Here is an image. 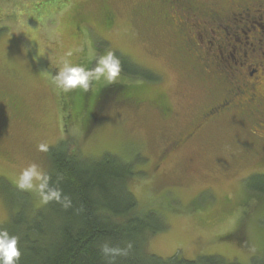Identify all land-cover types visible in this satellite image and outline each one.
<instances>
[{
  "label": "rangeland",
  "instance_id": "374dc122",
  "mask_svg": "<svg viewBox=\"0 0 264 264\" xmlns=\"http://www.w3.org/2000/svg\"><path fill=\"white\" fill-rule=\"evenodd\" d=\"M0 1V110L7 113L0 126V227L10 212L19 210L14 206L18 200L25 199L28 210L43 206L36 190L17 187L18 177L32 163L43 173L48 169L46 151H40L39 144L49 148L65 141L87 159L109 153L130 162L128 189L137 210L153 211L150 223L162 226L148 234L150 253L264 262V197L250 194L244 184L262 157L261 139L250 125L220 122L160 159L161 166L153 170L166 145L189 128L204 105L200 96L207 92L206 83L190 80L161 33L155 15L157 11L162 20L164 9L158 0ZM105 11L115 12L114 23V17L107 18L112 27L100 24ZM107 51L117 53L121 62L125 56L135 70L145 69L155 77L121 72L113 84L130 85L131 92L160 90L173 104L171 119L162 120L150 105L137 111L104 105L86 126L79 117L64 126L51 75L65 60L86 67L96 57L94 67ZM107 85L103 79L94 81L88 93ZM8 97L14 109L3 105ZM258 171H264V165Z\"/></svg>",
  "mask_w": 264,
  "mask_h": 264
},
{
  "label": "trees",
  "instance_id": "16d2710c",
  "mask_svg": "<svg viewBox=\"0 0 264 264\" xmlns=\"http://www.w3.org/2000/svg\"><path fill=\"white\" fill-rule=\"evenodd\" d=\"M122 59H125L121 62L122 72L143 73L144 78L155 79L145 69L135 70L125 56ZM129 87L125 86L124 90L129 91ZM79 93L80 89L58 92L65 127L80 117L85 99L91 96L86 92L80 106ZM8 98L3 105L14 109L15 102ZM5 120L7 113L0 110V126ZM47 149L49 167L45 178L51 187L62 191V203L52 200L38 209L30 206L29 210L25 199L14 204L19 210L10 212L9 220L0 229L19 238L22 254L18 264H239L218 255L185 259L178 252L167 258L150 253L146 247L148 234L162 226L159 221L150 223L155 218L153 211L137 210V201L128 189L133 174L130 162L109 153L87 159L68 148L65 141ZM250 179L248 190L264 197V175ZM63 197L70 200V206H63ZM251 261V264H264L255 258Z\"/></svg>",
  "mask_w": 264,
  "mask_h": 264
},
{
  "label": "flooded vegetation",
  "instance_id": "af4514ba",
  "mask_svg": "<svg viewBox=\"0 0 264 264\" xmlns=\"http://www.w3.org/2000/svg\"><path fill=\"white\" fill-rule=\"evenodd\" d=\"M158 2L164 9L162 20L157 11L155 15L161 33L167 38L171 51L186 66L190 80L196 84L206 83L207 92L200 96L204 105L191 119L189 128L166 145L155 160L153 170L161 166L160 159L200 138L202 132L220 122L250 125L252 134L261 139L262 157L256 169L245 177L247 185L249 178L264 175V171H258L264 165V0ZM111 16L114 23L115 12L105 11L100 24L112 27L107 25V18ZM94 59L86 68L92 67ZM124 84L95 88L89 99H85L86 92L80 89L78 104L82 105V96L86 101L79 117L83 118L82 124L86 126L89 120L94 121L104 105L131 111L150 105L162 120L172 118L174 107L166 94L160 90L126 91Z\"/></svg>",
  "mask_w": 264,
  "mask_h": 264
},
{
  "label": "clouds",
  "instance_id": "9594fccd",
  "mask_svg": "<svg viewBox=\"0 0 264 264\" xmlns=\"http://www.w3.org/2000/svg\"><path fill=\"white\" fill-rule=\"evenodd\" d=\"M122 66L119 57L112 51H107L95 60V66L86 68L83 65H74L65 60L63 66L58 68L55 75H51V86L58 92L68 93L81 89L88 92L94 81L105 80L109 85L116 83L121 76ZM40 151H47L46 144H39ZM17 187L21 190H36L42 200L47 203L55 200L62 203V191L59 188L51 187L45 174L36 164H29L23 168L18 180ZM63 206H70V200L63 197ZM19 238L11 235L7 230L0 229V264H18L21 257V250L18 247ZM109 251V249H105Z\"/></svg>",
  "mask_w": 264,
  "mask_h": 264
}]
</instances>
